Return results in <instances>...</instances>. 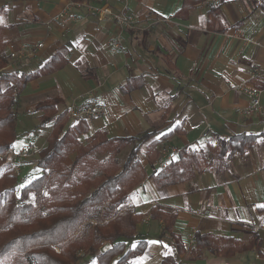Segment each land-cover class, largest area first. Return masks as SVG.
Listing matches in <instances>:
<instances>
[{
    "label": "crops",
    "instance_id": "0c3cea01",
    "mask_svg": "<svg viewBox=\"0 0 264 264\" xmlns=\"http://www.w3.org/2000/svg\"><path fill=\"white\" fill-rule=\"evenodd\" d=\"M70 2L66 29L52 18ZM108 4L113 11L127 5L135 27L121 28L111 16L98 19L90 8L96 4L90 0H0L8 71L33 73L54 54L65 60L62 68L27 84L20 95L25 111L36 114L35 121L40 112L33 109L47 98L62 99L60 110L94 98L105 113L81 119L88 132L77 135L79 144L100 133L118 138L152 132L139 151L148 177L128 198L132 209L144 214L136 229L148 241L134 264H161L168 255L179 264H264V229H254L264 222V115L242 112L249 102L239 88L248 81L260 86L264 104V0H109ZM117 36L121 47L115 49L108 42ZM41 41L44 47L36 58L10 55ZM10 84L1 82L3 89ZM79 121L70 118L71 124ZM33 123L34 133L46 129ZM236 134L257 137L244 153L232 155L226 171L206 170L188 181L156 183L153 174L179 159L183 148L204 152L211 159L216 154L211 146ZM155 140L160 142L151 164L149 146ZM69 146L65 162L72 164L78 145ZM129 151L127 147L121 152H127L124 160L119 154L121 163ZM155 205L175 214L172 230L179 239L163 233L164 219L150 215ZM199 232L233 237L245 247L230 256L205 247L193 257Z\"/></svg>",
    "mask_w": 264,
    "mask_h": 264
},
{
    "label": "trees",
    "instance_id": "16d2710c",
    "mask_svg": "<svg viewBox=\"0 0 264 264\" xmlns=\"http://www.w3.org/2000/svg\"><path fill=\"white\" fill-rule=\"evenodd\" d=\"M0 32V264H134L132 258L142 254L148 244L137 232L144 214L132 209L127 224L122 221L123 205L129 194L148 174L139 151L152 132L141 136L108 137L100 133L91 141L79 144L77 135L88 132L84 120L71 124L68 109L60 110L62 99L50 97L37 103L39 127L52 125L47 144L35 162L41 173L34 178H18L5 154L13 149L18 134L17 106L21 93L34 78L63 67L65 60L54 54L33 73L6 69L9 56ZM9 81L3 89L1 82ZM264 135V134H263ZM254 134H236L222 139L214 158L185 147L180 158L153 174L159 186L188 181L197 173L224 172L233 154L244 153L256 140ZM155 140L149 146V161L157 157ZM78 145L71 165L65 160ZM130 147L126 160L119 154ZM23 182L22 186L20 182ZM34 196V200L30 197ZM153 218L164 219L165 230H172L175 214L163 212L158 205L150 209ZM208 248L216 254L230 256L245 246L237 239L212 233H197L192 256ZM161 264H179L166 256Z\"/></svg>",
    "mask_w": 264,
    "mask_h": 264
},
{
    "label": "built area",
    "instance_id": "2783aa9c",
    "mask_svg": "<svg viewBox=\"0 0 264 264\" xmlns=\"http://www.w3.org/2000/svg\"><path fill=\"white\" fill-rule=\"evenodd\" d=\"M91 2L95 3L96 5L90 6L92 10V14L98 17V19L102 20L106 16H111L114 22L121 28H134L135 27V20L129 14L128 6L125 5L120 11H113L112 8L109 6V0H90ZM73 2H70L67 7L53 16L52 21L59 24L63 28H68V21L69 15L72 10ZM109 45L115 49L121 47V40L120 38L113 37L109 40ZM44 47V42H38L37 44L33 45L28 49H21L19 51L11 52V57L15 59L19 58H36L40 54V50ZM256 75H252V79L255 78ZM239 88L242 89L248 96V106L243 109V113L246 115H251L254 113H259L264 115V104L261 102V94L263 92V88L260 86L249 82H243L239 85ZM105 113V109L103 105L96 103L94 98H91L85 105H79L78 103H73L68 108V115L73 120H81V119H91L95 116H100ZM209 130L204 132L203 135L207 136ZM36 149L34 146H23L22 148L13 150L11 152V160L14 169V173L18 178L23 177V169L25 159L32 153H34ZM178 152V149H174V153ZM255 230L264 229V222L255 225Z\"/></svg>",
    "mask_w": 264,
    "mask_h": 264
},
{
    "label": "rangeland",
    "instance_id": "374dc122",
    "mask_svg": "<svg viewBox=\"0 0 264 264\" xmlns=\"http://www.w3.org/2000/svg\"><path fill=\"white\" fill-rule=\"evenodd\" d=\"M25 104L23 100L19 99V104L17 106V134H18V139L16 140V146H14L13 149H10L6 154L5 157L8 162L12 163L11 160V152L13 150L22 148L23 146H29L32 145L36 149V151L32 154H30L26 159L24 163V169H23V174L27 178L31 179L37 176L39 173H41V169H39L36 165V158L39 155V151L44 147L45 145V139L44 137L49 134V131L51 130L50 126H46V129H40L39 131H35V133L32 131V126H31V121H33L35 124V127H39L38 124L36 125V122H40L39 120L34 121V118L36 117V114L32 112H27L24 109ZM34 110V109H33ZM26 112V113H25ZM32 113L31 116L28 114ZM34 114V115H33ZM31 117V118H30ZM34 133V135H33ZM166 149V148H165ZM127 155V152H123L120 154L122 160L125 159V156ZM68 165H70V162H67ZM23 182H20L19 186H22ZM30 200H34V196L31 195ZM132 210L131 204L128 201L125 205H123L122 208V221L126 225L127 224V219H128V214ZM135 210V209H134ZM132 262H134V257L132 258Z\"/></svg>",
    "mask_w": 264,
    "mask_h": 264
},
{
    "label": "snow or ice",
    "instance_id": "6c2138e0",
    "mask_svg": "<svg viewBox=\"0 0 264 264\" xmlns=\"http://www.w3.org/2000/svg\"><path fill=\"white\" fill-rule=\"evenodd\" d=\"M0 23H3V20L2 19H0ZM261 207H264V205H261Z\"/></svg>",
    "mask_w": 264,
    "mask_h": 264
}]
</instances>
